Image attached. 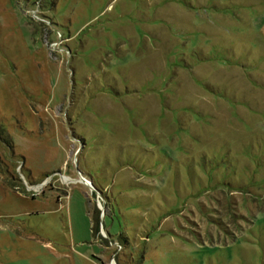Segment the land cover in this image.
I'll return each mask as SVG.
<instances>
[{
  "label": "rangeland",
  "instance_id": "rangeland-1",
  "mask_svg": "<svg viewBox=\"0 0 264 264\" xmlns=\"http://www.w3.org/2000/svg\"><path fill=\"white\" fill-rule=\"evenodd\" d=\"M0 264H264V0H0Z\"/></svg>",
  "mask_w": 264,
  "mask_h": 264
},
{
  "label": "bare ground",
  "instance_id": "bare-ground-1",
  "mask_svg": "<svg viewBox=\"0 0 264 264\" xmlns=\"http://www.w3.org/2000/svg\"><path fill=\"white\" fill-rule=\"evenodd\" d=\"M63 180H64V182H66V183H75V182H76L75 180H73V179H71V178H67V177H64Z\"/></svg>",
  "mask_w": 264,
  "mask_h": 264
},
{
  "label": "water",
  "instance_id": "water-1",
  "mask_svg": "<svg viewBox=\"0 0 264 264\" xmlns=\"http://www.w3.org/2000/svg\"><path fill=\"white\" fill-rule=\"evenodd\" d=\"M81 180H82L83 182L86 181V179H85L84 177H82V176H81ZM85 183H86V182H85ZM89 185H90V187H91L92 189H95V188L91 185V183H90Z\"/></svg>",
  "mask_w": 264,
  "mask_h": 264
}]
</instances>
